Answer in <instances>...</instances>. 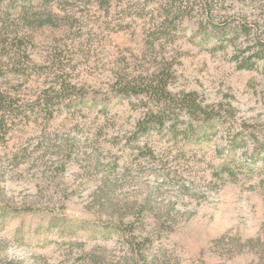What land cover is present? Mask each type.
<instances>
[{
    "label": "rangeland",
    "instance_id": "374dc122",
    "mask_svg": "<svg viewBox=\"0 0 264 264\" xmlns=\"http://www.w3.org/2000/svg\"><path fill=\"white\" fill-rule=\"evenodd\" d=\"M185 1L0 0V264H264V0Z\"/></svg>",
    "mask_w": 264,
    "mask_h": 264
},
{
    "label": "trees",
    "instance_id": "16d2710c",
    "mask_svg": "<svg viewBox=\"0 0 264 264\" xmlns=\"http://www.w3.org/2000/svg\"><path fill=\"white\" fill-rule=\"evenodd\" d=\"M172 3L174 5H177V3L179 4V9H184V6L185 9L188 8V1L186 2L185 0H171ZM203 5H205L206 8H210L208 6V4L211 2L210 0H204L203 1ZM181 10H179L178 13H180ZM183 13V12H182ZM183 15L186 16V14L183 13ZM168 17H170V14L168 15ZM169 20L168 18H165L164 19V24H165V21ZM47 21L45 20L44 16L40 17L38 15H31V18L30 17H27V13H25V15L22 17V23L24 24H34V23H37V24H44L46 23ZM169 40V39H167ZM169 69H167L166 67H164V70H162V75L161 77L158 79V76L155 75V73H153L150 77L152 76H155L151 79H147V83L146 84H143V83H139V85H136V84H132V83H127V85L124 86V90H123V93L124 94H130V93H133L135 95H141V94H144L145 96H149V98H151L152 96H159V97H162V98H165L166 101L171 104V105H174L172 103V92H170L168 90V83L165 81V71L168 73ZM0 111L1 112H4V111H7L11 106H13V103L12 102H8L6 101V99H4V95L0 96ZM183 104H181L182 106L181 107H178L180 106V104L176 105L175 107H178V108H181L183 109V107L185 109H188L191 113H195L196 112V101L192 100L190 97H187L185 98V100L182 102ZM192 115V114H190ZM156 119H159V122H158V126H163L164 125V120L162 118H156ZM0 126L2 127H7V125L5 123H7L4 119V117L2 118V120L0 121ZM157 124V123H156ZM151 129V126L150 128Z\"/></svg>",
    "mask_w": 264,
    "mask_h": 264
}]
</instances>
